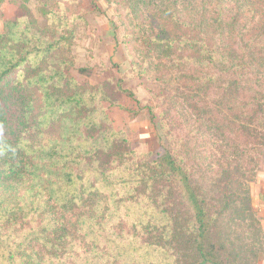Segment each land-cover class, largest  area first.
Listing matches in <instances>:
<instances>
[{
  "label": "trees",
  "instance_id": "1",
  "mask_svg": "<svg viewBox=\"0 0 264 264\" xmlns=\"http://www.w3.org/2000/svg\"><path fill=\"white\" fill-rule=\"evenodd\" d=\"M28 1L0 31V264H257L249 183L264 151V0H117L163 15L168 28L141 41L157 68L201 72L180 95L197 125L156 155L111 125L105 103L121 79L71 76L78 1L37 0L42 25ZM206 133L221 143L207 150Z\"/></svg>",
  "mask_w": 264,
  "mask_h": 264
},
{
  "label": "rangeland",
  "instance_id": "2",
  "mask_svg": "<svg viewBox=\"0 0 264 264\" xmlns=\"http://www.w3.org/2000/svg\"><path fill=\"white\" fill-rule=\"evenodd\" d=\"M77 1L82 13V21L77 27L76 38L71 46L74 61L70 69L71 76L81 84L90 85L107 80L115 83L121 79L122 88L125 90L119 89L118 94L113 95L116 102L113 106L105 103L112 127L122 130L129 139L131 148L137 152H150L156 155L166 149L176 148L180 139L189 132L191 125H197L195 117L188 108H183L180 104H185L180 96L181 91L185 92L187 87L200 77L201 72L196 73L191 70L171 72L172 68L169 66L165 71L162 65L156 67L158 62H155L154 50H146L145 55L141 41L164 25L168 28L163 15H155V11H151L153 9L143 10L134 15L128 14L125 8L120 7L117 0ZM20 3L21 0H0V31L4 22L16 15ZM26 7L42 25L44 19L38 10L37 0H29ZM247 26L250 28V23H247ZM231 45L237 46L232 43ZM81 67L92 68L91 74L79 72L78 69ZM205 70L210 72L211 69ZM158 76L164 79L163 82L157 80ZM163 88L165 93H162ZM164 98L173 101L169 120H163L172 125L170 141L162 135L158 125L163 111L168 109V104L161 102ZM206 99L208 104H212V96ZM196 103L201 106L198 99ZM151 110L155 115L153 120ZM205 138L207 142L201 140L200 145L207 144V150L213 148L214 143H221L214 137L209 140L207 133ZM241 140L243 141V138ZM263 153L264 151L260 154L259 167L255 170L254 180L249 183L250 192L254 184L255 192H258L256 183L259 177H264ZM219 155L220 153L216 154ZM243 164L247 166L246 163ZM248 167L245 177L251 175ZM251 199L254 210L259 216L257 200H254L252 193Z\"/></svg>",
  "mask_w": 264,
  "mask_h": 264
},
{
  "label": "crops",
  "instance_id": "3",
  "mask_svg": "<svg viewBox=\"0 0 264 264\" xmlns=\"http://www.w3.org/2000/svg\"><path fill=\"white\" fill-rule=\"evenodd\" d=\"M257 182L258 183H256V185L258 186V192H255L254 184V188H252L251 193L254 196V200H257L258 213L264 230V177H259ZM257 264H264V253L259 258Z\"/></svg>",
  "mask_w": 264,
  "mask_h": 264
}]
</instances>
